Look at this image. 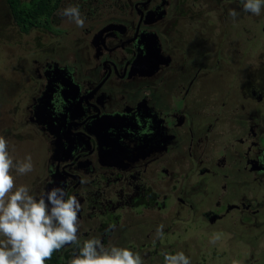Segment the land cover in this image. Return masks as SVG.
<instances>
[{
	"label": "flooded vegetation",
	"instance_id": "flooded-vegetation-1",
	"mask_svg": "<svg viewBox=\"0 0 264 264\" xmlns=\"http://www.w3.org/2000/svg\"><path fill=\"white\" fill-rule=\"evenodd\" d=\"M47 1L26 30L3 0L21 29L57 37L40 44L15 101L0 81V101L17 108L6 129L16 122L19 140L33 133L43 150L30 193L62 187L81 204L77 243L45 264H68L92 238L141 264L179 252L190 264H264V55L247 46L264 13L241 0ZM68 7L85 20L73 59L60 40L76 29Z\"/></svg>",
	"mask_w": 264,
	"mask_h": 264
},
{
	"label": "clouds",
	"instance_id": "clouds-1",
	"mask_svg": "<svg viewBox=\"0 0 264 264\" xmlns=\"http://www.w3.org/2000/svg\"><path fill=\"white\" fill-rule=\"evenodd\" d=\"M241 3L245 12L256 16L264 8V0ZM228 14L233 19L238 15L235 9ZM61 15L78 27L84 26L78 7L65 8ZM13 171L20 176L32 172L31 155L23 161L14 160L9 142L0 135V264H45L54 252L77 243L80 201L62 187L32 194L28 186L16 185ZM80 182L87 180L82 178ZM162 230L163 225L157 229L158 236H162ZM164 260L165 264H190L183 252L164 254ZM68 264H141V258L130 248L105 247L99 239L92 238L83 243Z\"/></svg>",
	"mask_w": 264,
	"mask_h": 264
},
{
	"label": "rangeland",
	"instance_id": "rangeland-1",
	"mask_svg": "<svg viewBox=\"0 0 264 264\" xmlns=\"http://www.w3.org/2000/svg\"><path fill=\"white\" fill-rule=\"evenodd\" d=\"M4 9V2L3 0H0V81L3 82V84H11L10 95L15 101L16 97L21 94L18 93V91L21 90L20 85L23 84L21 92L24 93L26 91V87L28 89V85L31 84L29 73L33 67L32 60L34 58H39L38 52H40L41 50V48L39 47L40 44L42 43L44 47H47L48 44H51L54 38H56L57 36L44 34L37 30H31L30 32L24 31L20 26L17 25V23H15L11 13L8 14L6 10L4 11ZM262 12L264 13V8L261 9V13ZM263 25L264 22L259 26L257 30V21L255 19L254 22H252V25L251 23H248L249 30L247 33V37L253 39L252 41L247 43L248 48L251 49V53L255 52L261 44L263 47L262 55H264ZM73 26L76 27L75 30L71 28L66 38H60L62 43L65 45L64 56L69 57L70 59H73L72 53L76 49L78 51V46L81 45H77L74 41L81 35L79 32H81L82 28L80 27L79 29V27L75 23L73 24ZM51 54L53 55V53ZM56 54L58 53L56 52ZM21 62H23V66L20 65ZM226 78L227 80H230L229 75H227ZM15 83L18 84V88H16V86L14 85ZM211 90H213V88ZM219 91L225 92L223 89H220V85H218L216 92ZM216 100L217 102L221 103H223L224 101V99L220 100L219 96H217ZM9 101L10 98L8 97L6 103L0 101V135L4 136L9 142V151L14 160L23 161L27 155H31L33 171L26 175H22L23 181L21 184L20 175L15 178L16 184L27 186V181L30 178V181H35L34 177L36 178L38 175L43 174V163L40 158L41 155H39L40 151L43 150L41 149V147H38V142L34 140L35 138L33 133H30L27 139L22 141L19 140L18 135L23 131H20L21 128H19L16 122L10 128L6 129V127H8L7 124H10V122L12 121L9 119L8 114L12 111L15 112V110L17 109L14 108L15 104L10 105ZM233 101L238 102L236 98H234ZM246 106L248 107L247 104ZM240 108L241 107L238 104H235L233 107L234 111L239 112ZM5 109H9V111H4Z\"/></svg>",
	"mask_w": 264,
	"mask_h": 264
},
{
	"label": "trees",
	"instance_id": "trees-1",
	"mask_svg": "<svg viewBox=\"0 0 264 264\" xmlns=\"http://www.w3.org/2000/svg\"><path fill=\"white\" fill-rule=\"evenodd\" d=\"M9 3L11 4L15 18L24 26L27 19L30 20L32 18L31 16L40 18L50 7L47 0H34L32 3H24L23 5L20 3V0H9ZM32 26H34V24L30 23L28 26H25V29L29 30Z\"/></svg>",
	"mask_w": 264,
	"mask_h": 264
}]
</instances>
